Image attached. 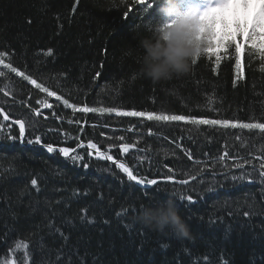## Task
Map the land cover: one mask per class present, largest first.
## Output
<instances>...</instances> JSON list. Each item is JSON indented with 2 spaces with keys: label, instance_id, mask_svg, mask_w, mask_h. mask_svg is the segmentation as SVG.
Masks as SVG:
<instances>
[{
  "label": "trees",
  "instance_id": "trees-1",
  "mask_svg": "<svg viewBox=\"0 0 264 264\" xmlns=\"http://www.w3.org/2000/svg\"><path fill=\"white\" fill-rule=\"evenodd\" d=\"M195 1L179 6L189 11ZM159 7L157 0H0V264H264V130L231 126L264 123V58L242 44L239 77L232 47L218 66L203 56L188 74L153 84L139 74L138 45ZM84 107L230 123L149 121ZM4 116L25 123L23 140ZM90 142L139 178L162 181L139 186L87 147L68 157L46 148ZM125 143L134 149L123 152ZM170 194L188 239L137 219Z\"/></svg>",
  "mask_w": 264,
  "mask_h": 264
},
{
  "label": "clouds",
  "instance_id": "clouds-1",
  "mask_svg": "<svg viewBox=\"0 0 264 264\" xmlns=\"http://www.w3.org/2000/svg\"><path fill=\"white\" fill-rule=\"evenodd\" d=\"M159 17L149 22L150 35L139 40V74L153 84L167 82L191 71L193 60L203 57L207 50L222 42L234 40L239 31L250 26L258 11L260 0H230L226 8L219 9L213 20L204 24L201 13H192L179 6V0H157ZM258 31L264 32V29ZM257 47L252 51H264V35L253 38ZM131 50L128 55H131ZM145 227L168 230L177 239L192 236L190 226L180 215L171 194L167 200L155 206H144L137 216Z\"/></svg>",
  "mask_w": 264,
  "mask_h": 264
},
{
  "label": "snow or ice",
  "instance_id": "snow-or-ice-1",
  "mask_svg": "<svg viewBox=\"0 0 264 264\" xmlns=\"http://www.w3.org/2000/svg\"><path fill=\"white\" fill-rule=\"evenodd\" d=\"M139 3L143 4L144 0H138ZM230 2V0H223L222 3L217 4L214 7H209L207 11L202 15V20L201 22L204 24L209 23L211 20L214 19L216 13L218 12L219 9H223L227 7V4ZM244 3L247 4V0H244ZM258 11L255 12L253 16V20L250 26L245 25V31H239V26L237 25V35L234 40L228 41V42H222L218 47L209 49L207 50V54L205 55L206 57L211 58L212 56L216 57V65L218 66L221 60L220 53L221 52H227L229 48L234 47L236 57H235V70L236 74L239 77L241 74V59H240V50L242 44L247 45V44H253V47H257V45L254 43L253 38H258L260 35H264V32L258 31L260 29H264V0H260L258 4ZM75 7L73 8V11H75ZM49 54H51V49L48 50ZM258 54L261 56V58H264V51H260L258 49ZM6 53L0 52V58L4 57ZM199 58H196L193 60V65L197 63ZM4 61L3 59H0V64H3ZM5 67H11V65H5ZM13 72H17L16 68H11ZM215 70V69H214ZM17 75L24 76L23 72H17ZM24 79L29 80L30 83L34 84L37 88H40L42 91L47 92L49 96H55V92L49 91L46 87H43L41 84H37L35 80L30 79L28 76H24ZM57 99H60V97H57ZM38 103H41L43 107L49 108L51 105H49L46 101H38ZM65 105H68V101H64ZM70 107H74L72 105H68ZM79 111L82 112H108V113H115L117 116H125V117H146L147 120L152 121H164V122H187L191 123L193 125H223L227 127L230 123L228 120H219V119H202V118H196L194 116L190 115H184V114H155L154 112H149V111H136V110H121L118 107H108V108H89V107H84L79 109ZM5 120L8 119L7 116L4 117ZM19 124V135L20 137H23L25 135V123L23 121H18ZM231 126L233 128L239 126L241 128L245 129H261L264 130V123H243L237 125L236 123H232ZM29 143H32V141H28ZM35 142L37 144L41 143L40 137L35 138ZM88 147L91 149H97V145L94 143H89ZM121 149L123 152L127 153L133 145L131 144H122ZM47 151L49 153H52L56 151L54 146L52 144H47L46 145ZM59 152L62 153L65 157H68L70 155V149L67 147H62L59 149ZM97 154L99 157L106 159V160H113V157L111 155H106L104 152H100L97 149ZM73 159H77L78 157H72ZM122 172L127 174V178L129 181H134L137 185H157L158 180L157 179H141L137 175L133 173V170L129 168L125 163H117L116 165ZM86 167V165H85ZM237 168H243V165L237 164ZM261 168H264V163L261 164ZM171 172V169H169ZM261 176L264 177V172H261ZM167 181H172L173 177L170 175L166 178ZM182 184H187V180H182L180 181ZM31 184L35 187L37 185V180L32 179ZM189 200H191V196L188 197ZM21 247L20 244H17V249ZM25 248H27V245H24Z\"/></svg>",
  "mask_w": 264,
  "mask_h": 264
},
{
  "label": "rangeland",
  "instance_id": "rangeland-1",
  "mask_svg": "<svg viewBox=\"0 0 264 264\" xmlns=\"http://www.w3.org/2000/svg\"><path fill=\"white\" fill-rule=\"evenodd\" d=\"M221 3H222V2H221ZM217 4H219V3H216V0H208V2H206L203 6L198 7V8L195 10V13H201V12L207 10L209 7H214V6H216Z\"/></svg>",
  "mask_w": 264,
  "mask_h": 264
},
{
  "label": "bare ground",
  "instance_id": "bare-ground-1",
  "mask_svg": "<svg viewBox=\"0 0 264 264\" xmlns=\"http://www.w3.org/2000/svg\"><path fill=\"white\" fill-rule=\"evenodd\" d=\"M221 2H223V0H216V3H221ZM65 163L69 166L68 162H65Z\"/></svg>",
  "mask_w": 264,
  "mask_h": 264
}]
</instances>
